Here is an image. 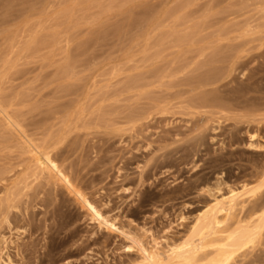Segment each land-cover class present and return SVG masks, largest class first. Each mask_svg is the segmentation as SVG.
Returning <instances> with one entry per match:
<instances>
[{
    "label": "rangeland",
    "instance_id": "rangeland-1",
    "mask_svg": "<svg viewBox=\"0 0 264 264\" xmlns=\"http://www.w3.org/2000/svg\"><path fill=\"white\" fill-rule=\"evenodd\" d=\"M46 153L168 259L264 179V0H0V264L139 263ZM244 200L228 231L261 202ZM255 245L233 264H264V230Z\"/></svg>",
    "mask_w": 264,
    "mask_h": 264
},
{
    "label": "bare ground",
    "instance_id": "bare-ground-1",
    "mask_svg": "<svg viewBox=\"0 0 264 264\" xmlns=\"http://www.w3.org/2000/svg\"><path fill=\"white\" fill-rule=\"evenodd\" d=\"M38 163L42 171L55 176L63 182L70 192L92 216V221L100 227L121 231L132 245L140 251L142 259L137 264H233L238 255L254 248L264 230V179L258 186L243 185L242 189L231 188L229 195L216 200L200 213L192 227V236L169 245L168 259L161 256L159 249L147 247L142 237L117 226L99 211L94 202L72 183L68 174L61 169L57 159L46 153L38 155ZM212 192L211 189H208ZM251 193L252 197L261 200L252 211L249 221L239 220L237 227L228 231L223 224L231 217L236 206L244 204V196Z\"/></svg>",
    "mask_w": 264,
    "mask_h": 264
}]
</instances>
